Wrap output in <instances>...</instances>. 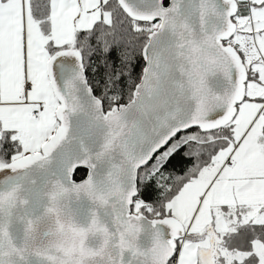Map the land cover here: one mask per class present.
Listing matches in <instances>:
<instances>
[{"label":"snow or ice","instance_id":"6c2138e0","mask_svg":"<svg viewBox=\"0 0 264 264\" xmlns=\"http://www.w3.org/2000/svg\"><path fill=\"white\" fill-rule=\"evenodd\" d=\"M0 264H264V0H0Z\"/></svg>","mask_w":264,"mask_h":264},{"label":"trees","instance_id":"16d2710c","mask_svg":"<svg viewBox=\"0 0 264 264\" xmlns=\"http://www.w3.org/2000/svg\"><path fill=\"white\" fill-rule=\"evenodd\" d=\"M90 74H91V73H90ZM173 163L177 165V171H179V164H180V162H179V158H177V160L174 161Z\"/></svg>","mask_w":264,"mask_h":264}]
</instances>
